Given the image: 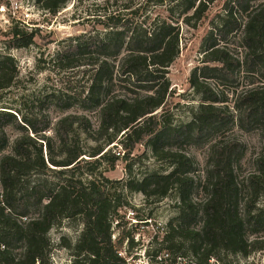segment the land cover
Returning <instances> with one entry per match:
<instances>
[{
    "label": "trees",
    "instance_id": "16d2710c",
    "mask_svg": "<svg viewBox=\"0 0 264 264\" xmlns=\"http://www.w3.org/2000/svg\"><path fill=\"white\" fill-rule=\"evenodd\" d=\"M66 1L34 0L50 13ZM171 1L190 23L199 21L214 0ZM253 1L229 0L210 30L202 64L190 78L202 102L186 123H160L154 113L165 102L167 68L179 53L178 27L167 20L136 29L118 16H108L104 34L71 39L57 53L56 63L64 71L89 66L82 71L86 84L72 96L81 109L97 112L95 127L85 114L69 113L57 119L49 135L45 115L27 118L0 96V264H47L48 232L64 219L82 224L76 242L65 245L72 264H125L119 251L126 241L128 255L134 241L113 238L120 197L111 194L109 179L95 168L100 161L115 166L120 154L110 153V147L105 150L109 144L116 141L131 152L144 139L153 157L169 168L131 177L124 188L155 200L174 192L177 200V213L166 223L162 239L153 241L158 248L152 252L168 251L173 264H212L211 259L256 264L249 258L264 253V0L256 6ZM239 9L246 14L244 22L236 17ZM36 30L12 24L5 49L29 46ZM238 30L239 55L228 46L230 35ZM241 72L253 79L229 105L228 95L211 87L208 79L226 85ZM17 76L16 61L0 50V92ZM49 95L63 109L72 104L67 91ZM229 122L243 131H258L262 140L252 168L243 175L238 171L243 144L233 135L216 137ZM9 126L18 130L12 141ZM80 132L94 144H80ZM203 137H210L209 153L199 177L192 159L176 144Z\"/></svg>",
    "mask_w": 264,
    "mask_h": 264
},
{
    "label": "rangeland",
    "instance_id": "374dc122",
    "mask_svg": "<svg viewBox=\"0 0 264 264\" xmlns=\"http://www.w3.org/2000/svg\"><path fill=\"white\" fill-rule=\"evenodd\" d=\"M229 0H214L210 3L199 21L186 23L181 8L171 0H67L55 13L40 9L34 0H0V50L8 52L16 61L18 76L13 85L0 92V96L8 107L16 109L27 118H42L50 122L46 133L53 135V126L58 118L69 113L85 114L93 127L98 123L96 111L83 110L77 104L72 94L78 93V87L86 84V74L82 71L89 66H81L71 71H64L56 63L57 53L71 39L85 41L90 37L104 34L109 30L106 23L108 16H118L121 22L136 29L150 26L154 21L167 20L178 27L179 53L168 66L166 77L169 81L168 94L164 104L154 111L160 123L170 122L180 125L191 120L193 112L202 102L201 95L196 93L190 83L191 74L196 66L202 64V58L207 46V37L213 26L219 21V15L224 12ZM262 0L251 2L256 6ZM236 11V17L244 22L246 14ZM12 24H17L29 32L37 29L33 42L29 46L5 49V41L10 35ZM24 25V27L22 26ZM241 30L229 37L228 46L234 54H241L239 44ZM253 78L243 72L228 84H220L217 80L208 79L210 86L223 90L229 97V105L234 95L250 86ZM71 94L69 108L63 109L53 102L50 93L65 92ZM75 92V93H74ZM47 96V98H43ZM63 103V102H62ZM10 141L18 134L12 126L7 128ZM216 137L233 135L244 147L240 158L238 171L245 174L252 168L254 153L262 146L261 137L256 130L243 131L234 123L229 122L221 128ZM214 134H211V138ZM123 137L118 136L119 141ZM209 138H184L177 142L176 147L184 151L193 161L196 176H203L209 153ZM80 144L93 145L94 141L87 138L83 132L79 136ZM114 145V146H113ZM110 153L120 154L114 167L110 162L100 161L95 168L97 173L109 179L106 187L112 195H119L113 222V238L119 236L133 239L128 257H138L142 251L150 253L162 239L166 223L177 213V200L174 192L160 200L147 199L136 191H128L124 183L131 177L140 178L151 170L165 171L169 167L161 165L150 152L146 139L134 146L131 152L122 149L119 143L113 142ZM93 161V160H90ZM84 163V162H81ZM146 222V223H144ZM118 223V224H117ZM198 224V223H197ZM79 219H64L59 225L53 226L48 237L51 248L47 264H72L71 251L65 245L74 244L81 232ZM128 245L123 242L121 251L126 254ZM20 252V248L15 250ZM163 251V250H162ZM166 251V250H165ZM126 256V257H127ZM249 260L256 264H264V253L253 254ZM133 260H131L132 262ZM212 264H220L214 259Z\"/></svg>",
    "mask_w": 264,
    "mask_h": 264
},
{
    "label": "built area",
    "instance_id": "2783aa9c",
    "mask_svg": "<svg viewBox=\"0 0 264 264\" xmlns=\"http://www.w3.org/2000/svg\"><path fill=\"white\" fill-rule=\"evenodd\" d=\"M119 255L123 256L125 259V264H173L171 263V255L168 251H161L158 253H146V251H142L138 257L133 258L132 256L128 257L122 251H119ZM127 256V257H126ZM131 260H133L131 262ZM181 260L180 257H177V261ZM214 259H211L212 262ZM176 264V263H174Z\"/></svg>",
    "mask_w": 264,
    "mask_h": 264
}]
</instances>
